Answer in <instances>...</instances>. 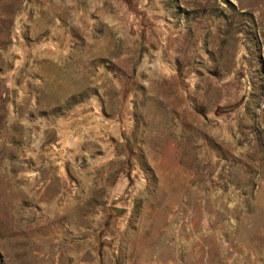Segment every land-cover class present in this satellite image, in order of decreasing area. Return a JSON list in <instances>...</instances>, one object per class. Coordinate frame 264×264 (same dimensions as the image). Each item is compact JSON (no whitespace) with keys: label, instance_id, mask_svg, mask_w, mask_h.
Wrapping results in <instances>:
<instances>
[{"label":"rangeland","instance_id":"374dc122","mask_svg":"<svg viewBox=\"0 0 264 264\" xmlns=\"http://www.w3.org/2000/svg\"><path fill=\"white\" fill-rule=\"evenodd\" d=\"M60 28L69 108L97 65L115 106L134 92L116 108L129 157L110 201L44 216L19 201L18 104L52 102L36 57ZM253 249L264 258V0H0V264H248Z\"/></svg>","mask_w":264,"mask_h":264},{"label":"crops","instance_id":"0c3cea01","mask_svg":"<svg viewBox=\"0 0 264 264\" xmlns=\"http://www.w3.org/2000/svg\"><path fill=\"white\" fill-rule=\"evenodd\" d=\"M56 30H60L61 37L50 39L49 48L43 56L36 57L43 58L47 68H51L52 102H41L40 91H36L27 108L25 104H18L20 112H29L28 118L24 113L18 119L20 127H28L29 132L28 139L23 135L18 143L19 178L25 181L20 185L22 196L19 201L24 206L34 207L44 216L50 215L47 214L50 213L49 208L66 209L75 205L76 201L97 199L93 192H104L102 199L110 201L112 192L122 186L124 173L117 171L127 170L124 162L129 156L124 150L123 137L127 138L129 134L130 115L119 119L116 108L124 106V110H131L133 103L129 100L134 94L129 90L123 105L119 103V106H115L109 89L100 86L104 77L112 81V70H102L97 65L88 74L92 80V93L69 108L66 65L70 44L63 39L62 28ZM126 45L129 44L123 46ZM77 48L82 54L86 52L87 56L92 57L90 59L101 55L100 47L95 46L94 40L83 41ZM128 56L124 49L120 57ZM108 59L112 61V57ZM41 81L38 76L37 87ZM121 90L120 85L116 87L118 97L122 94ZM184 94L182 91L181 95ZM184 103H187L185 98ZM97 206H101V203L98 202ZM243 255L247 256L248 264H264V258H260L262 253L256 249L245 250Z\"/></svg>","mask_w":264,"mask_h":264},{"label":"water","instance_id":"95a60500","mask_svg":"<svg viewBox=\"0 0 264 264\" xmlns=\"http://www.w3.org/2000/svg\"><path fill=\"white\" fill-rule=\"evenodd\" d=\"M110 210L116 215L122 214L124 212V209L116 207H112Z\"/></svg>","mask_w":264,"mask_h":264}]
</instances>
